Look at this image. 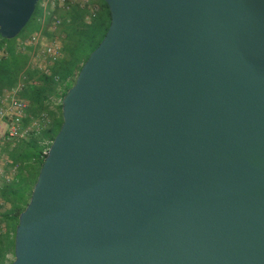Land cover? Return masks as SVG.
<instances>
[{"label":"water","instance_id":"water-1","mask_svg":"<svg viewBox=\"0 0 264 264\" xmlns=\"http://www.w3.org/2000/svg\"><path fill=\"white\" fill-rule=\"evenodd\" d=\"M102 1L9 264H264V0Z\"/></svg>","mask_w":264,"mask_h":264},{"label":"trees","instance_id":"trees-1","mask_svg":"<svg viewBox=\"0 0 264 264\" xmlns=\"http://www.w3.org/2000/svg\"><path fill=\"white\" fill-rule=\"evenodd\" d=\"M39 2L40 0L34 6L31 14L33 21L27 32L42 28L45 36H52L54 31L49 29L50 21L53 16L61 18L58 27V31L63 35L61 54L50 67L51 72L59 76V81L52 80L48 75H39L20 92V96L28 102V113L31 116L44 112L51 122L48 127L40 130L37 138L18 142L17 150L8 152L9 156L19 163V170L17 183L9 186L3 193L7 206L1 213L4 230L0 233V262L9 247H12L17 215L26 204H19L21 192L26 190L29 180L33 184L45 156L42 150L46 147L42 146L39 140L51 141L61 123V116L59 119L54 118L57 111L60 114V102L53 104L51 99L61 98L70 87L76 72L89 52L101 40L109 24V12L102 0H86L84 3L68 4L67 7L55 3L46 7L47 12L42 10ZM4 39L0 37V47L4 50V53L0 54V90L15 82L19 71L28 60L29 52L27 47L17 50L15 44H8Z\"/></svg>","mask_w":264,"mask_h":264},{"label":"built area","instance_id":"built-area-1","mask_svg":"<svg viewBox=\"0 0 264 264\" xmlns=\"http://www.w3.org/2000/svg\"><path fill=\"white\" fill-rule=\"evenodd\" d=\"M77 2L84 3L86 0H40L39 5L47 12L46 7L55 3L67 7L68 4ZM60 23L61 18L53 16L49 29L57 32ZM41 29L31 31L15 43L17 50L28 48V60L19 71L15 82L0 90V233L4 230L1 213L7 206L3 193L9 186L17 183L19 170V163L11 158L7 151L18 142L37 138L40 130L48 127L50 123L44 112L36 116L28 113V102L20 96V92L39 75H48L52 80L59 81V76L51 72L50 67L60 57V46L54 41L44 42L45 35ZM2 53L4 50L0 47V54ZM57 102H60V98L56 99L55 103ZM39 143L46 147L42 150L46 153L50 141L40 139Z\"/></svg>","mask_w":264,"mask_h":264},{"label":"rangeland","instance_id":"rangeland-1","mask_svg":"<svg viewBox=\"0 0 264 264\" xmlns=\"http://www.w3.org/2000/svg\"><path fill=\"white\" fill-rule=\"evenodd\" d=\"M33 21V16H30V18L28 19V21L26 22L25 26L21 29V31H19V33L13 37V38H10V39H4L5 42H8V44H15L19 39L23 38L24 36H26L28 33L30 32H27L28 31V28L31 24V22ZM57 31V30H56ZM23 33V35H22ZM62 38H63V35L60 31H57V32H53V35H49V36H45V39H44V42H50V41H54L58 46L61 47V43H62ZM75 77V76H74ZM56 99L57 97H53L51 99L52 103L53 104H56ZM60 117V114L59 112L57 111L56 115L54 118L56 119H59ZM49 121L51 122V119L49 118ZM50 124V123H49ZM17 150V144L12 146L10 151H16ZM9 151H7L8 153ZM31 179V178H30ZM31 187H32V181L29 180L28 182V186L26 188L25 191H22L21 192V195L19 197V204L20 205H23L24 203H27L28 201V198H29V194H30V191H31ZM13 258V254H12V247H9L8 251L4 254V256L1 258V262L0 264H7L9 263Z\"/></svg>","mask_w":264,"mask_h":264}]
</instances>
